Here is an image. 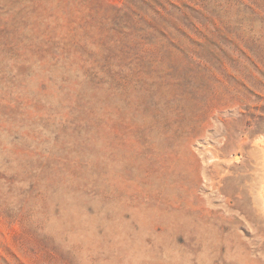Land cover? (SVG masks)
<instances>
[{
    "label": "rangeland",
    "instance_id": "1",
    "mask_svg": "<svg viewBox=\"0 0 264 264\" xmlns=\"http://www.w3.org/2000/svg\"><path fill=\"white\" fill-rule=\"evenodd\" d=\"M251 139L264 0H0V264H258L246 225L201 238Z\"/></svg>",
    "mask_w": 264,
    "mask_h": 264
},
{
    "label": "bare ground",
    "instance_id": "2",
    "mask_svg": "<svg viewBox=\"0 0 264 264\" xmlns=\"http://www.w3.org/2000/svg\"><path fill=\"white\" fill-rule=\"evenodd\" d=\"M219 142L218 149L211 154L212 160L207 161L211 163L212 170L207 171L209 175L206 176L205 172L202 175L210 180L208 188L221 199L217 204L221 207L214 203H210V207H203L202 250L205 212H208L211 218H214L211 223H214L216 218L223 221L220 224L222 228H232L231 224L226 225L225 222L240 227L246 225L245 234L250 235L249 241H244L246 254L252 261L260 264L264 261V139ZM234 145H237L239 151L234 152L233 158L226 161L230 152L224 149ZM241 157L245 158L239 161ZM232 161L237 163L230 165ZM216 221L218 222V219ZM253 253L256 256H252Z\"/></svg>",
    "mask_w": 264,
    "mask_h": 264
}]
</instances>
